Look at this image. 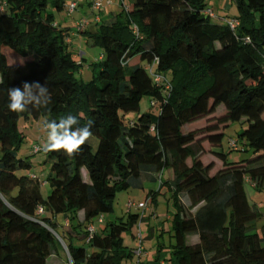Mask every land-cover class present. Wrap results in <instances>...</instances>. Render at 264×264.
<instances>
[{
    "label": "trees",
    "instance_id": "1",
    "mask_svg": "<svg viewBox=\"0 0 264 264\" xmlns=\"http://www.w3.org/2000/svg\"><path fill=\"white\" fill-rule=\"evenodd\" d=\"M207 1L134 0L94 31L74 30L104 51L85 82L76 77L85 58H75L73 34L52 13L67 0H0V264H48L53 256L63 264H128L136 249L123 234L143 215L130 211L127 220L89 228L113 215L118 192L144 179L160 184L147 197L152 204L164 189L174 199L170 262L264 264L262 214L246 193L247 184L264 191V0H234L239 15L231 19L213 15ZM35 81L46 83L51 102L10 111L9 88ZM145 98L156 113H142ZM68 114L81 126L93 121L99 144L95 150L88 140L75 156L34 153L53 161L45 199L30 161L19 159V120L44 124ZM233 124L245 129L231 151L245 159L222 151ZM208 154L221 166L204 162ZM189 236L199 242L188 244Z\"/></svg>",
    "mask_w": 264,
    "mask_h": 264
},
{
    "label": "rangeland",
    "instance_id": "2",
    "mask_svg": "<svg viewBox=\"0 0 264 264\" xmlns=\"http://www.w3.org/2000/svg\"><path fill=\"white\" fill-rule=\"evenodd\" d=\"M110 1L112 2V6L105 8V10H107V13H95L92 8V3L87 2V4H89V14L84 16L80 15V7H78L76 13L72 15L68 11V6L70 5L69 0L67 1L66 8L63 11L59 12L52 10V13L54 14L57 24H60L62 28L69 29L70 32H72L76 28V24L83 19L92 22L94 21L93 18H95L96 16H100L102 21L109 19L112 21V17H108L109 19H106L107 15H110V12H113L114 16L116 17L117 15L124 13V6L132 9L134 0ZM207 7L212 10L213 15L221 19H231L239 15V11L234 0H208ZM88 29L90 31H94L95 24H91ZM72 42L73 40L71 41V43ZM80 53H84L85 62L84 66L81 69V72L78 73L76 77L79 80L89 82L93 79V70L91 69V66L94 63L98 62L102 56H104V51L101 47L92 45L91 41H89L88 39H82V41L79 42V52L77 54ZM81 59L82 58L80 57L79 60L81 61ZM223 109L224 107H220L217 111L218 114H221ZM141 111L142 113L148 111L156 113L157 107L152 106L150 98H145L141 103ZM135 117L136 114L128 115V119H134ZM204 124V122H201L198 125L196 124L193 126H204ZM19 126L20 131L24 134V139L21 144V150L19 152V159L30 161L32 165L30 174L36 175L39 179L40 183L42 184L41 193L46 199L52 191V187L48 183V179L51 174L53 161L49 160L46 154L43 152L34 155V148L40 144H44L47 138L46 130L43 127V120L26 119L23 117L19 120ZM244 129V126H242L241 124H233L225 130L222 151L226 154H229L230 160H240L247 157V153L242 151H231L230 148V141L237 140L238 135L242 133ZM89 140L92 141L91 144L96 150L99 144V140L95 137H91ZM203 161H214L217 166H221V162H219L210 154L205 155L203 157ZM84 174L85 179L89 181L88 175L86 173ZM158 189L159 183L149 182L146 184L144 189H139L134 186L127 191L118 192L113 203V215L104 216L103 223H99L98 221H96L94 224L96 229L100 230L101 228L105 227L106 223H108L109 220L115 221L118 218L127 220L128 213L130 211L132 213L138 212L143 216L138 220V223L135 224L129 232L123 234L124 245L128 249H138L142 246L145 249L146 253H151L150 260L153 262L158 257L169 260L171 252L169 241L171 239L170 233L168 231L171 230V225L168 218L175 211V205L172 193L166 189L162 190L161 194L157 196L156 204H152L151 200H147L148 193L151 190L157 191ZM246 193L250 204L262 214L261 219L256 223L257 229L260 232L264 226V191H259L256 188L252 187V185L247 184ZM184 200L185 202H188L186 198ZM130 202L135 203L136 205L145 203L147 204V207L145 209L134 207L129 210ZM60 219L62 220L63 217L61 216ZM163 226L165 227V231L168 233L165 232L163 234V232H161ZM162 234L164 235V237L161 236ZM162 241L166 242V248H161L159 243ZM139 260L140 258H138V260L137 258H134L133 260L128 261V264H137V261ZM49 264H52V261L49 262Z\"/></svg>",
    "mask_w": 264,
    "mask_h": 264
},
{
    "label": "clouds",
    "instance_id": "3",
    "mask_svg": "<svg viewBox=\"0 0 264 264\" xmlns=\"http://www.w3.org/2000/svg\"><path fill=\"white\" fill-rule=\"evenodd\" d=\"M8 109L23 113L30 109L46 107L51 102V93L45 84L24 82L22 87L9 88ZM93 121L84 125L76 116L65 115L59 120H46L43 124L47 133L46 142L40 146L45 152L63 151L68 156H75L81 147L92 137Z\"/></svg>",
    "mask_w": 264,
    "mask_h": 264
},
{
    "label": "crops",
    "instance_id": "4",
    "mask_svg": "<svg viewBox=\"0 0 264 264\" xmlns=\"http://www.w3.org/2000/svg\"><path fill=\"white\" fill-rule=\"evenodd\" d=\"M68 1V0H67ZM70 1V3L71 2H73V1H78V3H79V7H80V15H82V16H84V15H87V14H89L88 12V10H89V8H88V5L89 4H87V2H89L90 3V1L89 0H69ZM104 13H107V10H105L104 11ZM75 14V13H74ZM107 15V14H106ZM110 17H112V20L115 18V16H114V13L113 12H110V15L108 14L107 15V17H106V19H109ZM94 19V18H93ZM110 20V19H109ZM60 25V24H59ZM75 30V29H74ZM74 30L71 32V34H73L72 36V38H73V42H72V50H73V52L74 53H78L79 52V42L80 41H82V39H87L86 38V36H84V35H82V34H74ZM162 178L164 179V180H168V179H170V175H169V172H165L164 174H163V176H162ZM159 183V181H157V180H152V179H144V180H140V181H138V182H136V184L134 185L136 188H139V189H144L145 188V186H146V184L147 183ZM159 187H160V184H159ZM151 191H154V190H151ZM150 191V192H151ZM149 192V193H150ZM149 193H148V195H149ZM148 197V196H147ZM185 198H184V196L182 197V201L183 202H185V200H184ZM83 217V214L81 213L80 214V218H82ZM169 219V222H170V225H171V229H172V214H171V216L168 218ZM58 223L59 224H61V223H63V224H67L66 223V220H65V218L63 217V219L61 220L60 219V217H58ZM160 229V228H159ZM157 230H158V228H157ZM155 231V230H154ZM171 231V230H170ZM170 231H168L169 233H170ZM161 232H163V234L166 232L165 231V227L163 226L162 227V230H161ZM168 232H166V233H168ZM161 235V236H163L164 237V235ZM171 239V238H170ZM187 242H188V244H190V245H194V244H197L198 242H199V236H189L188 238H187ZM169 243H170V245L172 244V239L169 241ZM160 245H163L164 247L165 246H167L166 245V242H164V241H162V242H160L159 243ZM162 256V255H161ZM150 257H151V253H146V255L145 256H143V258H141L140 260H142L145 264H173V263H170V261L167 259V260H165V259H163V258H161V257H158V258H156V260L153 262V261H151L150 260ZM134 258H137V260H138V257L137 256H135ZM145 258V259H144ZM171 258V253H170V256H169V259ZM52 261V264H63V261H62V259L61 258H59V257H56V256H53V257H51L50 259H49V261H48V264H49V262H51ZM156 261H157V263H156Z\"/></svg>",
    "mask_w": 264,
    "mask_h": 264
},
{
    "label": "built area",
    "instance_id": "5",
    "mask_svg": "<svg viewBox=\"0 0 264 264\" xmlns=\"http://www.w3.org/2000/svg\"><path fill=\"white\" fill-rule=\"evenodd\" d=\"M89 1L92 3V8H93V10H94L95 13L96 12L103 13L105 11V8L112 6V2L110 0H89ZM78 7H79L78 1L71 2L70 5H69V7H68L69 13L73 15L78 10ZM101 21H102V19H101L100 16H96L94 18V21H92V22L83 19V20L79 21L76 24L75 31L81 32L83 30L88 29L91 24H97V23H100ZM239 25H240V21L238 19H233V20L230 21V26L233 29H235ZM71 41H72V38L71 37L67 38V42L68 43H71ZM83 56H84V53H80V54H77L75 56V58H80V57L82 58ZM156 80L157 81H160L161 80V77H157ZM230 144H231V147L233 149H237V147H238L237 141H230ZM40 150H41L40 145H38V146H36L34 148V153H38ZM134 207L145 209L147 207V204L140 203L139 205H136L135 203L130 202L129 203V210H131ZM103 220H104L103 217H100L99 220H98V222L99 223H103ZM89 231L91 233L95 232L96 231L95 225H91L90 228H89ZM134 255L141 259L143 256L146 255L145 249L142 246L139 247L138 249H136L134 251Z\"/></svg>",
    "mask_w": 264,
    "mask_h": 264
}]
</instances>
